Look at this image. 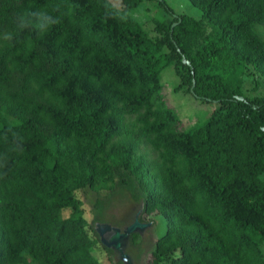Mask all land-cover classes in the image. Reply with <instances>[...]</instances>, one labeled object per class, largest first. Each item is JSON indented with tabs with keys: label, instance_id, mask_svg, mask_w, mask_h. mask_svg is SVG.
<instances>
[{
	"label": "trees",
	"instance_id": "trees-1",
	"mask_svg": "<svg viewBox=\"0 0 264 264\" xmlns=\"http://www.w3.org/2000/svg\"><path fill=\"white\" fill-rule=\"evenodd\" d=\"M147 1L172 18L151 34L130 15ZM188 1L200 19L164 0H56L46 35L0 38V264H97L117 195L166 222L147 264H264V0ZM49 2L0 0V37ZM170 66L176 90L216 104L202 126L160 95ZM81 191L104 194L91 224Z\"/></svg>",
	"mask_w": 264,
	"mask_h": 264
},
{
	"label": "rangeland",
	"instance_id": "rangeland-1",
	"mask_svg": "<svg viewBox=\"0 0 264 264\" xmlns=\"http://www.w3.org/2000/svg\"><path fill=\"white\" fill-rule=\"evenodd\" d=\"M112 4L118 5V0H109ZM173 13H185L196 19L201 18V12L192 7L188 0H164ZM130 15L144 28L146 32L151 34L154 28V20L171 22V16L159 6L157 1H147L142 8L134 9ZM254 30L264 39V32L261 27H254ZM161 90L166 106L172 109L179 117L180 123L184 129L202 126L210 117L215 109L216 104L205 102L194 98L185 88L176 90L179 86V79L175 75L173 67L165 68L161 73ZM254 80L248 77L244 81V90L246 93L252 89ZM256 96L264 95V84L254 94ZM153 156H151L152 158ZM150 158V156H149ZM154 158V157H153ZM79 199L82 201L85 218L88 223L92 222V203L97 197H104L101 193L97 195L90 191H81L78 193ZM138 214L141 215V204L136 203L124 196H115L111 205L106 211V223L112 227L123 230L131 225L134 218ZM140 224L148 223L145 228H140L131 233L122 240L123 253L128 256V262L120 260L118 251L109 249L106 251L101 243H97L93 249V256L97 264H147L150 259L151 252L154 250L155 242L164 235L166 231V222L160 215L141 216ZM112 233L105 235L109 238Z\"/></svg>",
	"mask_w": 264,
	"mask_h": 264
},
{
	"label": "clouds",
	"instance_id": "clouds-1",
	"mask_svg": "<svg viewBox=\"0 0 264 264\" xmlns=\"http://www.w3.org/2000/svg\"><path fill=\"white\" fill-rule=\"evenodd\" d=\"M64 5L62 2L52 0L42 6L30 4L24 13L17 17L15 23V31H5L2 35L3 40L12 41L15 39L17 33L28 30L38 36L46 35L54 26L59 25L64 16ZM20 144L17 143L12 146L11 150L19 151ZM7 156L5 154L4 159Z\"/></svg>",
	"mask_w": 264,
	"mask_h": 264
},
{
	"label": "water",
	"instance_id": "water-1",
	"mask_svg": "<svg viewBox=\"0 0 264 264\" xmlns=\"http://www.w3.org/2000/svg\"><path fill=\"white\" fill-rule=\"evenodd\" d=\"M174 26V25H173ZM172 26V28H173ZM182 62L188 64L187 61L182 58ZM194 84L191 88H193ZM238 100H243L242 97H237ZM149 224H140L138 219V214L134 218V221L131 225L125 227L123 230L120 228L112 227L109 224L98 223L95 226L96 233L99 236L100 243L108 249H113L118 251L120 254V260L123 262H128V256L123 253L122 250V240L128 237L131 233L136 231L137 229H142L147 227ZM108 233H112L109 238H105V235Z\"/></svg>",
	"mask_w": 264,
	"mask_h": 264
}]
</instances>
